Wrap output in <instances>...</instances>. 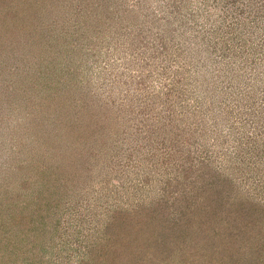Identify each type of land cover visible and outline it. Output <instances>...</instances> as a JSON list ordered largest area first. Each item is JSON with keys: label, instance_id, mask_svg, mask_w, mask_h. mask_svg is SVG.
Wrapping results in <instances>:
<instances>
[{"label": "rangeland", "instance_id": "rangeland-1", "mask_svg": "<svg viewBox=\"0 0 264 264\" xmlns=\"http://www.w3.org/2000/svg\"><path fill=\"white\" fill-rule=\"evenodd\" d=\"M0 264H264V0H0Z\"/></svg>", "mask_w": 264, "mask_h": 264}]
</instances>
